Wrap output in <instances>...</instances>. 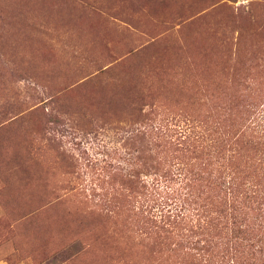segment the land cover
I'll list each match as a JSON object with an SVG mask.
<instances>
[{
  "label": "rangeland",
  "instance_id": "1",
  "mask_svg": "<svg viewBox=\"0 0 264 264\" xmlns=\"http://www.w3.org/2000/svg\"><path fill=\"white\" fill-rule=\"evenodd\" d=\"M259 98L264 0H0V264H144L126 152Z\"/></svg>",
  "mask_w": 264,
  "mask_h": 264
},
{
  "label": "trees",
  "instance_id": "2",
  "mask_svg": "<svg viewBox=\"0 0 264 264\" xmlns=\"http://www.w3.org/2000/svg\"><path fill=\"white\" fill-rule=\"evenodd\" d=\"M237 115L198 131L158 122L142 133L160 154L144 156L145 174L126 152L128 239L147 252L144 264H264V128L255 115L232 132Z\"/></svg>",
  "mask_w": 264,
  "mask_h": 264
}]
</instances>
